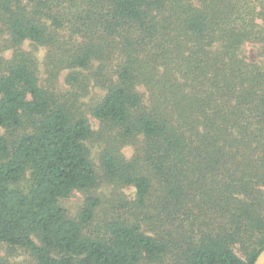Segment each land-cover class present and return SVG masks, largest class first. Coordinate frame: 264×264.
<instances>
[{
    "label": "trees",
    "instance_id": "16d2710c",
    "mask_svg": "<svg viewBox=\"0 0 264 264\" xmlns=\"http://www.w3.org/2000/svg\"><path fill=\"white\" fill-rule=\"evenodd\" d=\"M258 20L264 0H0V264H254L264 250ZM26 42L46 50L43 80ZM90 88L104 93L87 111L96 132ZM101 183L133 188L134 200L115 196L125 215L87 234L99 199L75 218L60 201Z\"/></svg>",
    "mask_w": 264,
    "mask_h": 264
},
{
    "label": "rangeland",
    "instance_id": "374dc122",
    "mask_svg": "<svg viewBox=\"0 0 264 264\" xmlns=\"http://www.w3.org/2000/svg\"><path fill=\"white\" fill-rule=\"evenodd\" d=\"M264 29V22L261 20L257 21ZM23 50L26 52H31L37 59L39 63V71H40V80L45 78V74L43 73V60L45 57L46 50L45 48H38L36 51L32 49L29 43H24L22 46ZM242 55L246 58L248 62L260 63L262 58L258 57V45L254 44H245L242 47ZM5 59H9L11 56L10 52H5L2 54ZM66 72L61 73L58 79V90L63 91L67 86L64 84ZM139 92L144 93L143 89H139ZM103 92L99 89L90 88L88 91V96L83 99L84 110L86 111V117L91 126V129L96 132L99 130V122L95 120L87 111L91 108L97 101L101 99L103 96ZM90 148V157L95 168L97 175H100V166H99V152L100 148L97 146H91ZM121 154L123 155L125 160H129L133 155V149L129 146L121 149ZM88 196L97 197L99 199L100 207L96 211V220L92 223L90 227L87 228V234H97L98 232H102L106 225L110 222H113L117 219V215H125V212L122 210L120 206V202L115 201V196L122 199L123 202H131L134 200V189L129 188H118L114 186H110L104 183L98 185V187L94 190L88 192H74L73 195L65 200L60 201V205L67 210L68 215L71 218H75L79 211L83 206V202ZM122 205V204H121ZM100 230V231H97ZM5 251L0 247V256H4ZM25 259V256L15 257L11 261L12 262H21Z\"/></svg>",
    "mask_w": 264,
    "mask_h": 264
},
{
    "label": "water",
    "instance_id": "95a60500",
    "mask_svg": "<svg viewBox=\"0 0 264 264\" xmlns=\"http://www.w3.org/2000/svg\"><path fill=\"white\" fill-rule=\"evenodd\" d=\"M254 264H264V250L260 252Z\"/></svg>",
    "mask_w": 264,
    "mask_h": 264
}]
</instances>
